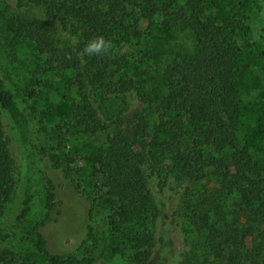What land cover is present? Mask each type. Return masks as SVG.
Instances as JSON below:
<instances>
[{
	"label": "trees",
	"instance_id": "1",
	"mask_svg": "<svg viewBox=\"0 0 264 264\" xmlns=\"http://www.w3.org/2000/svg\"><path fill=\"white\" fill-rule=\"evenodd\" d=\"M15 1L40 9L46 19L0 9L12 69L8 79L0 76V243L26 221L42 162L77 189L89 185L92 202L108 198L114 207L105 218V252L89 228L77 250L53 254L39 225L29 221L32 250L0 246V264H147L157 208L144 166L164 156L184 184L181 210L196 238L195 264H264V172L254 155L256 149L264 155V49L251 43L249 25L253 6L264 20V0H229L230 9L212 16L225 0ZM50 20L78 36L74 47L59 40ZM155 28L187 31L194 42L188 56L165 50V91L158 96L138 88L134 71L141 67L132 68L124 49L133 46L143 65ZM97 37L107 51L85 54ZM92 91L101 96L99 108ZM131 91L143 108L123 120L119 108ZM257 92L262 101L251 98ZM66 96V114L45 107L48 99ZM9 124L24 154V179L11 151ZM19 183L20 211L2 224ZM38 195L42 209L50 211L54 192L48 180Z\"/></svg>",
	"mask_w": 264,
	"mask_h": 264
},
{
	"label": "rangeland",
	"instance_id": "2",
	"mask_svg": "<svg viewBox=\"0 0 264 264\" xmlns=\"http://www.w3.org/2000/svg\"><path fill=\"white\" fill-rule=\"evenodd\" d=\"M231 6L233 3L225 0L220 9H213L211 16L220 14L224 9H230ZM0 9H4L8 13L28 10L36 16L46 19L40 9L18 6L15 0H0ZM249 12H251L249 19L251 43L262 50L264 49L263 13L258 6L251 7ZM2 23L0 20V26ZM50 24L60 41L73 47L76 45L78 36L71 30L63 28L56 20H50ZM8 42L9 40L5 39L0 32V76L7 77V79L12 71L5 50ZM146 42L144 51L146 58L143 65L137 63L138 55L135 54L133 46H126L124 49L131 55L129 59L132 68L141 67V70L134 71L138 88L150 90L154 96H158L165 91L163 71L169 60L165 50L179 51L183 56H188L194 52V42L187 31L165 33L159 28L153 30ZM123 98V103L119 108L120 116L123 120H127L131 114L143 108V104L136 91L125 94ZM251 98L262 101L263 93L252 94ZM91 100L96 108L100 107L101 96L99 94L92 91ZM70 102L71 99L68 96L59 99L50 98L46 101L45 107L63 115L67 113ZM65 118L66 116L63 117V119ZM125 132L129 133V128L126 126ZM7 134L10 138L11 151L16 160L20 178L24 179L26 172L24 154L18 136L10 124L7 126ZM254 155L264 172V155L258 149L254 151ZM144 169L157 208L153 224L155 248L147 264H195L200 255L194 249L196 238L181 210L184 184L171 170L170 160L165 156L151 157ZM37 172V193L26 221L23 224H18V229L9 231L11 234L9 233L0 246L16 252L32 250L34 240L25 232L26 224L30 221L39 225L47 249L53 254L70 253L77 250L87 238L89 228H92L95 237L99 239V249L105 252L108 241L103 236V228L106 222L105 218L114 207V202L108 198H100L92 202L86 194L89 185L75 188L69 180L64 178L63 173L50 163H40ZM47 180L52 185L54 192L53 207L50 211L42 209L38 195ZM21 199L22 183H19L13 199L6 206L2 224L12 223L15 215L20 211Z\"/></svg>",
	"mask_w": 264,
	"mask_h": 264
},
{
	"label": "clouds",
	"instance_id": "3",
	"mask_svg": "<svg viewBox=\"0 0 264 264\" xmlns=\"http://www.w3.org/2000/svg\"><path fill=\"white\" fill-rule=\"evenodd\" d=\"M107 43L103 39V37H97L90 40L84 48L85 54L92 56V55H99L107 51Z\"/></svg>",
	"mask_w": 264,
	"mask_h": 264
}]
</instances>
